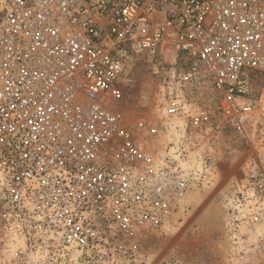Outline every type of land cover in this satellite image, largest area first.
<instances>
[{"label":"built area","instance_id":"obj_1","mask_svg":"<svg viewBox=\"0 0 264 264\" xmlns=\"http://www.w3.org/2000/svg\"><path fill=\"white\" fill-rule=\"evenodd\" d=\"M132 55L169 73L134 120ZM226 129L251 151L224 196L234 232L264 215V0H0V264H139Z\"/></svg>","mask_w":264,"mask_h":264},{"label":"rangeland","instance_id":"obj_2","mask_svg":"<svg viewBox=\"0 0 264 264\" xmlns=\"http://www.w3.org/2000/svg\"><path fill=\"white\" fill-rule=\"evenodd\" d=\"M167 75L155 74L145 55H132L122 77V112L131 120L155 113V93L168 80ZM194 98L214 121L213 92L205 88ZM215 136L212 172L197 183L165 228L143 237L139 264H259L260 254L255 248L264 239V215L257 224L242 222L229 232L224 201L230 183L244 179L251 151L228 129Z\"/></svg>","mask_w":264,"mask_h":264}]
</instances>
